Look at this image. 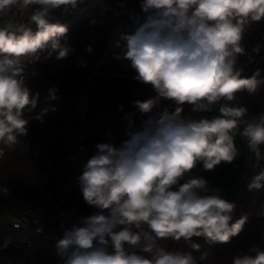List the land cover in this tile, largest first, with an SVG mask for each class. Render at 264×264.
<instances>
[{
  "label": "clouds",
  "instance_id": "9594fccd",
  "mask_svg": "<svg viewBox=\"0 0 264 264\" xmlns=\"http://www.w3.org/2000/svg\"><path fill=\"white\" fill-rule=\"evenodd\" d=\"M81 3L0 0V159L28 135L25 113L38 106L39 93L25 84L27 67L53 55L67 58L72 51L68 26L53 11L70 14ZM141 9L143 23L121 39L135 78L157 94L134 106L152 115L139 130L128 131L119 147L96 145L98 152L79 179L83 200L97 211L81 216L57 241L65 264H196L193 251L201 245L194 238L228 243L248 220L245 214L233 222L235 203L190 174L198 164L212 171L233 163L240 155L237 135L246 139L257 164L264 160V112L249 116L247 106L227 103L244 91L255 94L264 82L259 69L242 77L235 67L245 51L244 32L264 19V0H142ZM26 13V22L16 19ZM57 91L50 88L48 99H58ZM161 98L173 101L175 110L153 113ZM222 100L219 115L211 119L182 115L186 103L204 112ZM49 110L55 108L49 105L33 118L43 122ZM262 188L264 168L248 184L249 191ZM0 192L7 195L8 189L0 186ZM167 239L183 240L187 249L158 244ZM232 264H264V250L254 246L234 256Z\"/></svg>",
  "mask_w": 264,
  "mask_h": 264
},
{
  "label": "trees",
  "instance_id": "16d2710c",
  "mask_svg": "<svg viewBox=\"0 0 264 264\" xmlns=\"http://www.w3.org/2000/svg\"><path fill=\"white\" fill-rule=\"evenodd\" d=\"M66 25L69 29L67 42L72 47L67 58L57 60L53 55L47 61L54 63L40 60L28 71L25 84L33 94L39 93V102L33 112L25 113L29 118L28 135L20 137L19 146L14 151L6 150L4 157L0 159V186L8 189L7 195L0 192V201L8 200L11 194L23 200H30L42 194L48 187L61 154L57 130L59 119L84 76L80 69H93L100 59L109 28L108 17L91 9L86 16H78ZM88 46H91V52L86 50ZM99 69L105 72L120 71V67L111 58L104 59ZM257 69L260 70L258 79L264 81V52L261 53L258 61L241 70V75L251 77ZM132 73L137 76L133 68ZM53 87L58 89L56 93L58 99H48L49 89ZM156 95L150 84L142 83L135 77L93 76L87 107L88 133L85 152L79 168L65 191V203L69 208L83 216L97 211L94 207L88 206L82 196L79 177L83 174L87 161L97 154L98 143L109 142L119 147L128 139V131L139 130L142 122L152 113L141 114L134 106V101H144ZM237 98L254 115L264 112V82L259 85L255 94L244 91L239 93ZM49 105L54 107L55 111L49 110L43 116V122L33 118L41 109ZM176 107L173 101L161 98L153 113H160L164 109L174 111ZM219 107L220 105L210 111L196 112L192 110V105L186 103L183 105L182 115L192 119H211L219 115ZM248 157L249 153L239 155L233 162L237 164L235 168L230 164L221 163L218 165L219 175L216 168L214 175H209V171H205L199 164L190 174L203 177L212 187H217L220 180L225 184L235 183L231 192L224 197L236 205L232 213L233 222L245 214L248 216L243 230L228 243L208 244L203 238H194L201 245L199 251H193L196 264H232L234 256L247 254L254 246L264 250V216L260 215L264 208V188L259 191L248 189L252 178L264 168V160H261L253 173L246 175ZM227 169L234 170L235 175L232 176ZM66 229L68 228L62 229L59 239L63 237ZM12 235L13 232L8 226L3 227L0 232L1 237ZM158 244L168 250L187 249L183 240L175 242L167 239L158 241ZM58 258L61 264H65L62 258L59 256Z\"/></svg>",
  "mask_w": 264,
  "mask_h": 264
},
{
  "label": "built area",
  "instance_id": "2783aa9c",
  "mask_svg": "<svg viewBox=\"0 0 264 264\" xmlns=\"http://www.w3.org/2000/svg\"><path fill=\"white\" fill-rule=\"evenodd\" d=\"M141 3L142 0H83V3L70 14H64L62 10L53 11L52 15L66 24L78 16H86L89 10L95 9L99 14L108 17L109 28L98 63L93 69H80L84 76L67 109L59 119L57 130L61 154L48 187L42 194L30 200L20 199L14 194L8 198L17 208V213L8 215L11 219L8 228L13 235L0 236V264H61L56 250L61 231L63 228L71 229L83 216L66 205L65 191L79 168L85 152L91 81L95 75L136 77L132 73L131 62L124 59L126 41L121 37L124 34H133L143 23L146 14L141 9ZM28 15L30 13L17 16L16 19L26 22ZM241 45L245 51L238 56L235 65L240 71L258 61L261 53L264 52V19L253 22L246 29ZM257 47L258 51H256ZM107 58L117 63L120 67L119 72H105L99 69L101 62ZM41 61L54 63L42 59ZM33 65H29L26 69L25 83L28 71ZM223 103L225 101L222 100L219 105ZM229 103L242 105L239 98ZM216 107L217 104H214L211 109ZM248 115L255 116L250 111ZM259 163L257 164L249 150L246 175L253 173Z\"/></svg>",
  "mask_w": 264,
  "mask_h": 264
},
{
  "label": "rangeland",
  "instance_id": "374dc122",
  "mask_svg": "<svg viewBox=\"0 0 264 264\" xmlns=\"http://www.w3.org/2000/svg\"><path fill=\"white\" fill-rule=\"evenodd\" d=\"M68 23V22H67ZM66 23V24H67ZM229 103V102H228ZM231 104V103H229ZM219 103L217 104L218 107ZM235 144L240 152V155L244 154H248L249 153V149L247 147V141L245 138H243L240 135H237L235 138ZM233 168H235V166L237 165L236 163H231L230 164ZM215 170V169H214ZM214 170L209 171V175H214ZM232 176L235 175V171L232 169H227ZM216 172L217 175H219V167H216ZM235 183L231 182L228 184H225L222 180H220L218 182L217 187L214 188H218L220 189V194L225 197L228 193L231 192V190L234 188ZM10 210V212H9ZM15 213H17V208L11 204V202L9 200H5V201H0V232L2 231L3 227H7L10 224V217H8V215H14Z\"/></svg>",
  "mask_w": 264,
  "mask_h": 264
}]
</instances>
